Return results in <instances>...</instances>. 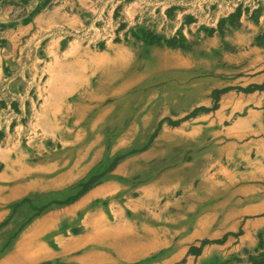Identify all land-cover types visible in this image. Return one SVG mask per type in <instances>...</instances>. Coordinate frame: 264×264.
Here are the masks:
<instances>
[{
    "label": "crops",
    "instance_id": "0c3cea01",
    "mask_svg": "<svg viewBox=\"0 0 264 264\" xmlns=\"http://www.w3.org/2000/svg\"><path fill=\"white\" fill-rule=\"evenodd\" d=\"M161 54L180 63L159 76L164 84L137 94L101 89L102 64ZM204 79L215 87L175 93L184 111L205 107L197 117L163 125L153 138L160 104L140 105V125L133 122L134 101ZM118 97L123 105L111 106ZM118 110L129 120L111 149L132 146L140 130L139 152L75 203L31 217L21 234L40 193L51 200L69 187L74 196L98 172ZM30 196L31 205L20 203ZM62 223L115 227L118 237L73 235L84 239L80 248L94 242L116 253L75 256L82 264H254L264 252V0H0V264L20 263V239L42 243ZM200 240L210 243L190 251Z\"/></svg>",
    "mask_w": 264,
    "mask_h": 264
},
{
    "label": "rangeland",
    "instance_id": "374dc122",
    "mask_svg": "<svg viewBox=\"0 0 264 264\" xmlns=\"http://www.w3.org/2000/svg\"><path fill=\"white\" fill-rule=\"evenodd\" d=\"M167 55L164 54V55H160V56H155V58H159V57H166ZM152 59H154V57H152ZM151 59V60H152ZM170 60V62H172V66L167 69L165 71L168 72L169 70H174V68H177L179 66V62H176V61H173L171 60L170 58H168ZM177 63V64H176ZM182 65V64H181ZM183 66H185L183 64ZM198 73L196 72V75ZM163 78V77H162ZM168 80H165V81H162L161 84H164L165 82H167ZM216 82H214V80L212 79H204V80H194L193 81V85L192 87H186L185 85H181L177 88V90H161L159 92V95L158 93L155 95V97H151V100L150 102H146L147 98H145L144 102L143 103H140L138 102L139 100L137 101H134V105L135 104H138L136 108V111L134 113H132V118L134 119L133 122H137L139 125H140V105L141 108H144V110H152L153 108H157L159 107L158 104H160L161 106V120L159 122V128H156L155 132L152 133V138L154 136H156V134L158 133L159 130H162V126L163 125H167V124H172V125H177L180 121H182L183 119H191V118H195L199 115V113H201L203 110H206L205 107H197L196 105H193L191 107V109L189 110H185L182 109V107H180V102H177V99L175 97V93L176 92H187L189 90H191L192 88L193 89H198L199 87L201 88H206L208 86V88H211V86L215 87L214 85ZM206 86V87H204ZM208 91L210 92H224V89H218V88H214V89H208ZM140 91L138 92H133L134 94H137L139 93ZM121 93H124V92H121ZM119 93V94H121ZM130 95V93H128ZM158 95V96H157ZM132 98V97H131ZM117 99H120V97H118ZM121 99H125V97H122ZM215 100V104L213 107H211V109H208L209 111H214L216 108H217V102H218V98L214 97ZM160 102V103H158ZM115 100H114V103H112L111 106H115ZM176 105V106H175ZM168 106H172V109H169ZM174 106L176 108V110L174 109ZM117 107H120L117 105ZM182 109V110H181ZM157 110V109H155ZM163 110L166 111L163 112ZM170 110V111H169ZM169 111V112H168ZM208 113H211L209 112ZM143 114L146 112H142ZM128 113H125L124 110H118L117 112V119L115 120V125L117 127V131H114L113 130V126H108L105 130H104V133H106V142L107 144L104 145V147H102V149H105V156H103V160L100 162V164L98 166H96L94 169H98V172L97 173H92L91 171V175H87L86 177H84V179H82L80 181V183H86L84 185L88 186V189L80 196L77 197V194L79 193L78 191L75 193V195L72 197V193L71 191L69 190V187L68 188H63V189H58L57 191H53L52 193V199L50 200L49 199V196H46L45 193H40V196L34 200L36 206H40V207H37V208H34L33 210V213L32 211H30L32 213V215L30 214V218L31 217H36V216H40L42 215L45 211H47L49 208V211L52 210V209H56V208H61V207H64V206H68V205H71L73 203H75L81 196L85 195L86 193H88L90 190H92L94 188L95 185H97V183L104 179L111 170H113L114 168H116L122 161H124L125 159L127 160L129 157L131 158L132 155H131V150H134L133 152L134 153H138L140 149H138L139 147H136L138 142H139V138H140V130H138V134H136V138L134 140V143L132 146L128 147V148H121L119 151H115L114 149H111L112 148V143L115 142L117 136L121 133V131L124 129V127H126L125 125L128 124ZM130 116V115H129ZM120 120L122 122H120ZM94 129V130H92ZM92 129L89 130V133H93L95 130L97 131L98 130V126L96 125L95 127H93ZM114 131V133H112V131ZM93 131V132H91ZM111 131V132H110ZM109 133V134H107ZM150 138V137H149ZM151 141V140H150ZM193 147L196 145L195 143H193ZM114 145V144H113ZM76 148H74V150H72V153H76ZM71 151V150H70ZM89 174V173H88ZM122 178V175L117 178V179H121ZM125 179H122V181H125ZM128 180V179H127ZM77 184V183H76ZM74 184V185H76ZM72 187V186H71ZM81 188V186H80ZM37 194V193H36ZM36 194L34 196H36ZM45 195V196H44ZM32 196L30 197H27L23 200H21V204L24 203V204H27L29 203L31 205V203L33 202V200L31 199ZM72 197V198H71ZM71 198V199H70ZM70 199V201H68ZM111 198H109V201ZM114 199V197H113ZM65 201H68L66 203H64ZM108 201V202H109ZM59 203V204H57ZM17 205L19 203H16ZM54 206V207H53ZM44 210V211H43ZM41 213V214H40ZM36 215V216H35ZM34 220V218H31V219H28V221L23 224V225H20V233L22 234L24 231H26V229L28 228V226L30 225V223H32V221ZM57 226H60V225H57ZM2 227V226H0ZM57 228H53L49 231H47L46 234H44L42 236V242H44L47 246H49L50 249H53L55 251L54 254H51V256H48V257H42L40 258L39 261H36V262H32V263H17V264H82V263H78L74 257L75 256H78V255H82V254H85L87 253V255H91L93 254L94 251H99V252H102V254L106 255L108 258H106V260L108 259H114L116 257V253L114 252V250L112 248H109L107 246H103V245H99L98 243H94V242H89L86 246L80 248L79 250L77 251H72L71 253H61L60 251V248L57 244V240L56 238L60 237V238H63L65 240L68 239V237H70V233L69 232H66V231H61V232H56ZM69 230V228L67 227V231ZM77 230V231H76ZM73 231V235L75 236H80L83 232H79L78 229H76V227H74V230ZM84 234V233H83ZM24 239V238H23ZM88 242V241H86ZM207 243H210L206 240H203V241H194V244H197L198 246L195 247V245L193 247H191L190 251H192L193 253H198L200 252V249L201 247L199 248V245H206ZM18 248V247H17ZM7 250V249H6ZM264 252L262 253H259L254 262V264H260V257H262ZM262 254V255H261ZM161 257H163L162 255H160ZM157 258H159V256H156ZM95 258H90L88 262L90 263H83V264H99L101 260L97 259V260H94ZM146 261H151L153 260V258L151 257L150 259L149 258H146L145 259ZM262 262V261H261ZM180 263V262H178ZM102 264H110L109 261H106V262H103ZM264 264V262L262 263Z\"/></svg>",
    "mask_w": 264,
    "mask_h": 264
},
{
    "label": "bare ground",
    "instance_id": "6f19581e",
    "mask_svg": "<svg viewBox=\"0 0 264 264\" xmlns=\"http://www.w3.org/2000/svg\"><path fill=\"white\" fill-rule=\"evenodd\" d=\"M172 65H173L172 62H170L168 57H159V58L154 57V59L150 60L147 63H141L140 60H138V61L134 62L133 64H125V63H121V62H117V63H114L112 65L102 64V66L100 68L101 72H100V80H99L101 82V85H102L101 89L104 91L105 90L107 91L109 89H113V90H115V93H117V94H119L121 92H129V91L138 92V91H141V90L147 88L148 86L158 85V84H161L162 81H165L166 79H163L162 77L159 78V76L163 75L165 73V71L167 69H169ZM179 66H180V64H179ZM141 68L143 69L142 73L140 71ZM110 70H112V71H110ZM111 76H113V77L111 78ZM151 76H156L157 78L152 79ZM114 79L117 81V83H113V84L111 83V86L110 85H106V86L103 85L105 81L114 80ZM106 93H108V92H99L100 98L106 97ZM124 101H125V99H121V98L116 99L115 104H117L118 106H122ZM120 122H122V121L120 120ZM95 126L96 125H92L91 127L93 128ZM113 130L117 131L116 125H115V127L113 126ZM113 130H111L112 133H114ZM89 198L91 199V196ZM86 201H88V200H86V199L83 200L82 203L78 204L77 206L80 207V205L86 204ZM77 206H75L73 208L76 209ZM72 209L68 208V209L57 210L56 212L52 213V215H67L70 211L74 210V209L73 210ZM70 223H75V221L73 220V221L69 222L68 224H70ZM68 224L66 225V223H62L60 226H56V228H57L56 232L57 233L61 232V231H66L72 235L71 239H69V240H65V239L60 238V237L56 238L57 244L60 248L61 253L77 251L80 248V246L85 242L84 239L79 240L77 238H74V236H73L74 233L72 231V230H74V228H71L67 231V227H69ZM109 224H110V222H109ZM42 225L45 226L46 221H42ZM89 225H90V223H89ZM102 226H104V225H102ZM111 227H109L107 225L104 228L101 227L102 229L100 230L98 227H96V226L93 227V225H92V227H90L88 230L80 228V227H77L76 229H78L79 232H86V234L88 235V237L87 236L86 237L88 239H90L89 237L107 236V235H110L112 233H114V236H115L117 234V233L115 234L116 231L113 230V228H115V227H114V225H113V228H111ZM124 228L125 227H123V229ZM118 233H121V231ZM40 234H42V233L38 232V234H36V236H38ZM119 237H120V235H119ZM34 238H32V239H29V238L23 239L22 238L19 240L18 250H17L18 253L15 255V257H13V258H15V260H18V262H20V263H32V262L39 261L40 258H42L43 255L46 253H50V254L55 253V251L53 249H50L49 246H47L44 242L39 243L38 240H36ZM88 239H86V240L88 241ZM110 240H112V239H110ZM114 242H116V241H114Z\"/></svg>",
    "mask_w": 264,
    "mask_h": 264
},
{
    "label": "trees",
    "instance_id": "16d2710c",
    "mask_svg": "<svg viewBox=\"0 0 264 264\" xmlns=\"http://www.w3.org/2000/svg\"><path fill=\"white\" fill-rule=\"evenodd\" d=\"M84 184H86V183H82V184H81V188H82V189H81V191L77 194V197L80 196V195H82V194L88 189V186H86V185H84ZM72 197H73V196H72ZM72 197H71V198H72ZM71 198H70V199H71ZM70 199H69L68 201H70ZM68 201H65L64 203H66V202H68ZM57 204H59V203H57ZM43 211H44V210H43Z\"/></svg>",
    "mask_w": 264,
    "mask_h": 264
}]
</instances>
